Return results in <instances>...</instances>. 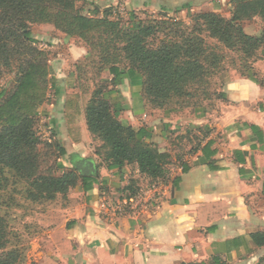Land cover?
Here are the masks:
<instances>
[{"label":"crops","instance_id":"0c3cea01","mask_svg":"<svg viewBox=\"0 0 264 264\" xmlns=\"http://www.w3.org/2000/svg\"><path fill=\"white\" fill-rule=\"evenodd\" d=\"M106 1L110 7L117 0ZM151 3L125 0L129 11ZM46 31L67 51L50 60L55 87L35 111L65 147L66 167V157L95 164L92 174L80 172L93 187H76L79 201L68 210L66 237L55 244L59 257L46 264H264V245L252 237L264 231V57L253 63L251 76L219 74L226 98L187 116L152 114L140 75L109 86L104 97L118 119L170 155L166 176L152 178L138 163L107 167L104 141L87 124L76 65L69 74L64 68L66 57L76 64L88 50L54 35V27Z\"/></svg>","mask_w":264,"mask_h":264},{"label":"trees","instance_id":"16d2710c","mask_svg":"<svg viewBox=\"0 0 264 264\" xmlns=\"http://www.w3.org/2000/svg\"><path fill=\"white\" fill-rule=\"evenodd\" d=\"M82 1L0 0V61L2 67L15 69L17 75L11 91H0V176L3 178L6 171H11L27 181L28 197L33 200L54 199L80 185L89 190L94 182L80 171L66 169L59 160L53 168L67 170L61 176L51 170L43 173L41 146L47 149L46 155L57 152L58 159L67 155V151L54 137L44 142L37 129L40 118L35 108L48 101V84L51 82L53 88L55 81L51 80L49 71L51 52L37 46L39 40L34 37L33 25L51 24L65 38H74L87 48L85 58L98 51L99 61L92 60L93 63L98 64V71H109L113 78H102V84L90 98L86 108L89 129L104 141L101 149L107 167L122 168L138 163L140 171L152 178L166 176L170 155L143 142L134 127L118 119L117 111L104 97L109 86L123 77L134 82L140 75L154 102L158 103L172 91L184 95L183 88L173 87L174 83L206 81L225 58L206 43V37L241 55L243 76L255 74L249 60L255 61L260 54L264 57V28L252 34L242 24L255 17L264 21V0H230V17L214 11L191 14V30L186 27L182 30L180 27L184 25L171 19L148 21L149 18L138 16L136 11L128 13L129 24L124 26L110 11L102 15H98V10L84 13L78 6ZM184 8L189 10L190 5L185 4ZM163 30H168L167 37L157 47L151 46L149 38ZM204 33L208 36H203ZM81 69L76 66L78 79ZM189 95L198 96L196 92ZM219 97L226 98V94L221 92ZM252 237L257 245H264V231ZM9 242L8 222L0 215V264H18V252L8 248Z\"/></svg>","mask_w":264,"mask_h":264},{"label":"rangeland","instance_id":"374dc122","mask_svg":"<svg viewBox=\"0 0 264 264\" xmlns=\"http://www.w3.org/2000/svg\"><path fill=\"white\" fill-rule=\"evenodd\" d=\"M106 2V0H84L78 3V6L86 14H92L93 11L98 10L100 13L98 15H102L104 12L110 11L114 19H118L122 25L128 26V13L130 11L126 7L125 0H117L116 4L112 3L113 5L110 7H107ZM219 2H224V5L220 3L221 5L219 6ZM185 4L190 5L189 10L184 8ZM151 5L150 9H136L135 11L138 16L149 18L148 21L153 19H171L181 22L184 25V27H180L182 30L185 27L188 30L192 29L193 20L191 14L209 12L215 9L216 12L230 17L231 10L230 0H152ZM242 24L244 29L252 34H258L264 28V21L260 17H255ZM51 29H53V25L51 24H36L32 26L33 32L41 38H37L39 40L37 46L43 50L50 51V58L53 61L54 53H66L67 47L63 44L57 45L50 40L53 38L49 31ZM44 30H48L49 34H46L47 31L44 32ZM52 32L60 39L64 37L61 33ZM168 34V30H163L159 31L155 36L150 37L149 42L151 46L157 47ZM203 36L206 37L208 35L204 33ZM206 43L210 47L215 48L217 54L225 55L220 68L213 75L207 76L205 78L206 81L203 82L181 83L177 81L173 87H177L179 90L183 88L184 91L182 93L184 95L172 91L158 103L154 102V97L147 93L146 85L143 86L147 106L152 114L187 116L195 108L211 104L215 100L220 99L222 87L219 82V74L225 71H232L240 75L243 72L240 69L241 55L238 52H232L216 39L210 37H206ZM97 52L95 53L96 55L93 53V55L89 54L88 58L84 57L80 59L76 64L69 57L65 58L67 60L64 65L65 73L69 74L72 67H75L74 65L81 66L79 86L80 90L86 94V101L88 100V103L91 102L90 98H92L94 90L102 84L101 80L106 74L105 71H98V64L96 63V66L92 61H99L97 59ZM258 56L261 58V54ZM260 58L257 57L255 61H258ZM249 61H252V64L255 62L253 59ZM1 63L2 61H0V91L2 89L11 91L16 84V70L2 67L3 64L1 65ZM50 66L51 64H49V71ZM59 68L62 67H57L55 71ZM144 76L147 81L146 74ZM50 78L53 80V77L50 76ZM48 88L49 96V93L52 91L51 82L48 84ZM197 89L198 91H196ZM193 92H196L198 96L192 97L189 95V93ZM41 120L40 118L37 129L42 140L48 142L47 140L50 137L53 140V129H49L48 121L42 122ZM177 144L178 147L184 149L183 140ZM41 147L43 173L48 174L51 170L56 176H61L64 171H67L53 168L55 163L63 161V157L58 159L57 152L46 155L47 149L43 148V146ZM65 159L69 165L66 169L79 171L77 165L74 163V159L71 160L67 157ZM29 188L30 186L27 181L20 180L11 171H6L3 178L0 176V215L8 222L10 231L8 248L18 252V264H46L48 260H55L59 257V251L55 247V244L66 237L67 224L70 221L68 210L73 203L75 204V201L76 203L79 201L77 188L72 187L66 194H58L54 199L39 198L35 200L28 197Z\"/></svg>","mask_w":264,"mask_h":264},{"label":"water","instance_id":"95a60500","mask_svg":"<svg viewBox=\"0 0 264 264\" xmlns=\"http://www.w3.org/2000/svg\"><path fill=\"white\" fill-rule=\"evenodd\" d=\"M79 170L83 174H92L95 172V164L92 160H87L85 165L79 167Z\"/></svg>","mask_w":264,"mask_h":264},{"label":"flooded vegetation","instance_id":"af4514ba","mask_svg":"<svg viewBox=\"0 0 264 264\" xmlns=\"http://www.w3.org/2000/svg\"><path fill=\"white\" fill-rule=\"evenodd\" d=\"M78 167H80V165H77Z\"/></svg>","mask_w":264,"mask_h":264}]
</instances>
